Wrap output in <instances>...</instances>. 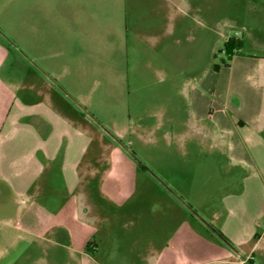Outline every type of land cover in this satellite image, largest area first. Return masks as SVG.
Listing matches in <instances>:
<instances>
[{"label":"rangeland","instance_id":"obj_1","mask_svg":"<svg viewBox=\"0 0 264 264\" xmlns=\"http://www.w3.org/2000/svg\"><path fill=\"white\" fill-rule=\"evenodd\" d=\"M245 22L264 44V0H0V264H264V152L216 127Z\"/></svg>","mask_w":264,"mask_h":264},{"label":"crops","instance_id":"obj_2","mask_svg":"<svg viewBox=\"0 0 264 264\" xmlns=\"http://www.w3.org/2000/svg\"><path fill=\"white\" fill-rule=\"evenodd\" d=\"M254 24L245 22L241 25L243 30L246 32L248 37L253 39L255 45L258 47H263L264 44H259L258 41L261 40V34L255 32L254 35L253 29ZM258 30H259V25ZM257 31V29H254ZM230 37H226L228 40ZM242 42L241 48L235 52L228 64L222 67H219L216 73L223 69H233L232 75L225 85L221 86L222 91L221 100L226 98V94L230 93L233 96H237V103L234 105L228 103L226 99L225 102L231 106L233 111L234 120L225 125L217 121V125L221 131L227 133L228 130L240 131L242 133L241 139L234 140L230 149L234 152H250V150L258 153L264 152V49L258 51V53H244V42ZM1 52V51H0ZM1 54V53H0ZM2 85V84H0ZM3 89V85L0 86V90ZM0 94L1 91H0ZM3 103L2 98L0 97V182L5 180L11 186L15 187V182L20 176V171L15 170L18 168L15 162L9 161L8 153L6 150V143L9 141L10 134L12 132V126L15 122L19 121V118L11 120L9 109H6V106ZM210 119L213 116H209ZM10 118V119H9ZM224 125V126H223ZM222 126V127H220ZM213 130H218L217 128H209L206 131L212 134ZM248 160V159H247ZM250 163V160L244 161ZM243 162V164H245ZM4 195L3 191L0 190V200L2 201L1 212L4 211Z\"/></svg>","mask_w":264,"mask_h":264},{"label":"trees","instance_id":"obj_3","mask_svg":"<svg viewBox=\"0 0 264 264\" xmlns=\"http://www.w3.org/2000/svg\"><path fill=\"white\" fill-rule=\"evenodd\" d=\"M242 42L238 38H229L224 42V49L223 52L226 55V60H222V66H225L228 64V61L230 60L231 56L237 52L241 48ZM219 65H213V70L217 71L219 69ZM142 168H144L142 166Z\"/></svg>","mask_w":264,"mask_h":264}]
</instances>
